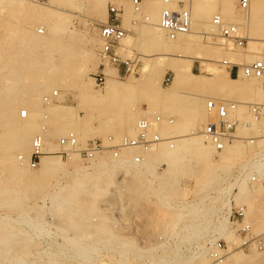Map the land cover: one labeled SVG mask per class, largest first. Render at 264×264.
Here are the masks:
<instances>
[{"label":"rangeland","instance_id":"rangeland-1","mask_svg":"<svg viewBox=\"0 0 264 264\" xmlns=\"http://www.w3.org/2000/svg\"><path fill=\"white\" fill-rule=\"evenodd\" d=\"M127 1L132 2V0H109L107 5L108 10L112 4L117 5L122 10L123 16L125 13L124 3ZM227 1H230L233 5L232 14H227L223 11L225 2ZM178 2L179 0H165L164 4H170L174 6L175 9H177ZM200 2L215 7L216 10L213 9L211 20H213V17L216 14H220L222 16H226L225 18L229 22L235 23L234 20L236 18L240 19L243 16L241 18L243 20V26L247 25L248 27L245 29V26L243 30L241 29L242 36L246 38L245 45L238 46L228 42V40L225 39V44L222 46L223 48L216 49L214 44L217 42V40L215 38H211L215 36L212 35L209 37L207 33H204L205 29H201L204 31L202 32L201 36L198 35L194 38V41L196 38L197 41L193 42V45L181 50H176L173 53H167L160 47L155 48L154 45H152V43L148 40L145 33H143L146 28V21L143 15L146 14V12L145 9H141V14L138 17L132 16L130 21H124V26L129 29V32L126 36L127 38L123 40L124 49L121 50V54L124 59L131 58L133 60H138V73L126 74L123 72L122 74H119L117 68L114 66H108V78L112 77V74L117 73V80H119L117 83L119 87L110 97L104 98L102 96H98L96 98H92L89 96V94H87L90 90L87 87H84V85L87 84L90 79H93L94 84L91 85V88L95 89V91L100 92L101 94L103 93L102 91H105L108 81L107 78L106 83L97 84L95 76L98 72H101V69H93L91 60L94 58L100 59V66L102 63H104L100 56L102 41L100 40L99 34L100 28L104 23H107L109 19V11L106 14L104 8L97 9L91 4H85L84 0L74 1L73 4L64 3L62 5H57L58 9L55 10L54 15L50 18V20L52 23H66L67 30H63V34L53 37L50 40H44L45 38L43 36L48 32V24L45 26V22H47V20L48 22H51L49 19L40 21L33 20L29 23L28 21L31 19L29 20V18H26L22 14L18 13L19 11L15 8L16 4L14 0H0V46H8L13 44L19 45L24 43L27 37L23 32V28H27V26H29V28L32 30L35 29L37 31L36 32L34 30V32H32L35 34V37H37L36 35L40 33L38 32V28L44 29L45 34H38L40 36L39 40L41 39L40 42H47L45 45H41L43 47L40 48V54L31 53V55H34L31 61H34L41 66L39 67V70L42 71L43 67L44 71L49 70V73L46 76L39 75L36 77L32 73L28 72V70H23L19 71V75L17 73L14 75L16 82H14L13 86L18 92L17 96L20 97L21 92H24L26 96L24 101L19 102L17 106L16 116L18 120L23 119L20 117V111L21 109L25 108L24 104L34 101V98L38 94L41 97L39 101H37V108L41 111L44 110V115H48L50 113L49 111H45V109L51 104H60L63 105L66 110H70L72 122L68 130L69 132H74L77 135L80 144L84 147L87 146L92 140L97 138L108 141V138L113 136L115 140L119 141L124 136L133 134L136 132V124L138 120L144 114H151L155 110L164 116V121L157 126L158 130L166 127L168 134H170L169 132H171L172 128H177V130L180 131V133H178L177 130V132L173 131V133H171L172 135L170 134L168 136H173L174 133L176 135H180L184 132H188L187 134L206 132L205 130H207L208 125H210L208 122L211 119L212 120L210 122L212 124L219 126L217 109L215 111V115L206 121L204 118L205 116L203 115V108L205 104L207 105L212 103L216 97H221V94L226 95V93L223 91L221 93V91H219L221 89L220 87H217L219 86L217 83V86L214 87L216 84L213 79H209L211 80V83L207 82L205 85L201 84V86L204 87H199L195 83H193L195 86H192V80L189 81L188 84L187 82H184L183 84V82L180 81L173 85L175 74L171 69L170 64L179 63L186 57H193L195 60L193 66L194 72L197 74H202V69L205 67L208 69L210 68V70L213 72H218L220 71L219 69L225 71L228 68L226 65H224V63H222V60L234 62L239 57L248 56L253 50H261L262 55L264 56V0H250V6L248 9H243L241 7V0H193V5L195 6V4ZM81 5L85 7L83 10H79V6ZM256 6L263 8L258 11L260 13H255V15L252 14L251 11H254L255 9V11L259 10V8ZM251 8L252 10L250 11ZM135 20H137V23H135ZM68 29L71 33L70 35ZM249 32L254 40L253 42L247 38ZM68 53L73 56V58L69 60L70 65H72L71 67L76 68V70L72 68L73 71L70 69L69 72H65L60 64V58L61 56L68 55ZM2 55L3 53L0 49V61H9L5 57L3 58ZM86 57H88L87 62L84 61ZM146 66H148V68H146ZM121 68H123V66ZM16 69L17 68H15V70ZM32 69L37 68L33 67L29 70ZM10 70H12V68ZM3 72L4 70L0 68V77L4 76ZM204 74H206L207 77L211 76L209 72H205ZM243 75L244 74L242 72L240 73L239 77H232L241 79V82L244 84L242 91H245L242 95L239 94V96L236 95L235 92L232 93L233 95L235 94V96L230 94L229 96L236 97V100L233 97L232 98L234 100L232 98L229 100L242 103L264 102V98L262 101L259 99V94H264V79L254 77L253 80L255 81H253L252 79L249 80V78L253 76L249 77ZM33 76H35V78ZM130 77H133L138 81H134V85H131V87L129 84H127L130 83L127 81ZM246 78H248L251 84L248 80L247 83ZM4 83L5 82H3V79L0 78V86H2ZM246 87L248 88L245 89ZM55 92H58L57 96L54 95ZM171 93H173L174 96H171ZM237 93H240V91ZM184 94L189 95L188 99L191 97L189 99L190 102L193 99L191 103L185 98L186 96ZM46 96H50L51 102H47L45 100ZM241 96L243 97L241 98ZM181 97L185 98L188 102H186L185 99H181L185 100L183 103L180 100ZM238 98H240L241 101ZM175 99L178 103L175 101ZM146 107L148 108L147 113L145 112ZM113 108L117 110L119 108L118 114H111L112 116L109 115L110 117L107 116L106 112L108 113L109 109ZM188 110L190 112H187ZM236 116L239 117L241 121H245L246 123H250L249 121L251 120L253 121L252 115L249 113L246 106L239 108V112ZM170 118L174 119L173 123L169 122ZM39 119H41V121H39ZM263 119L264 118L261 120ZM47 120H50V122L52 121V114H49V119ZM204 120L207 123L206 125L203 124L205 122ZM34 121L38 125L39 129H45L46 131H51V129H54L52 124L46 121L43 122L42 116H36ZM245 125L246 124L244 123L238 127L234 134L233 140L230 141L231 144L236 142L239 144L241 143L244 146L243 147L241 145L243 148L242 153L245 154H241L239 158L235 159L234 161H230L231 163H226L225 165V162L222 164L221 160L219 159L222 152H216V150L213 148L214 153H211L210 159H213L212 161L215 160V162L209 161L210 164L208 167L207 165H204L205 163L207 164L208 161L196 158L198 156L195 155V153H189L185 156L186 158L183 160L178 174L176 173L177 171L172 173L169 172V175H167L168 172L166 174L164 173L163 178H168L163 180L164 182H155L153 176L151 175L152 173L146 167V165H144V162L142 167H131L125 163L124 166L120 165L121 167L113 171V180L111 182H108L106 177H99L95 180L90 178L91 181L89 182L91 184L84 187L90 188L92 191L96 190L99 192L98 194L94 193L93 195L92 193L90 195L88 192L85 193L86 190L90 189H85L84 187V193L81 192V194H75V196L66 195L67 191H65L63 194V201H59L54 206H52V203L49 201H47L49 203L45 205L42 201L44 200L43 197L45 194H48L49 190L52 191L56 188V182L58 183L57 186L61 187H64V185H71L72 182H74L73 173L63 175L64 177L62 176L60 180L61 182L59 180H55L56 176L46 180L23 181L21 185H16L10 188L19 190L23 199H26V196L28 195L34 200H32L33 204L31 203V205L33 206L35 204V206H31V213L33 212L35 215L37 212L39 218H35L37 217L36 215H30L34 218L36 224H38L37 222L39 220V223L42 221L41 224L45 227L42 228V225H37V229L42 232L40 233L42 238L40 234L37 235V233H39L38 231H34L33 229L31 230L27 227H23L22 229L17 226L20 229L14 227V231L16 229L19 230V232L21 229L28 231L31 234L33 240H36L34 241L33 247L45 249L46 252L49 251L47 254L53 255L54 257L56 256L55 260L50 262L52 264H124L121 259L124 256L130 257L129 262H126L127 264H150L151 262L146 263V261L149 260L147 257L148 253H142L143 256H139L141 254L137 250L155 245L161 246L160 253L158 251H154L156 254L152 252L151 254L153 256L159 254L158 257L162 254L161 257L163 258L162 261L158 262V264H179L180 262H177L178 258L175 257L174 253L178 247H175V244L164 246L165 242L160 239L162 237H175V239H179L176 241V245L180 246L184 241L187 240L186 238L191 237V232H194L195 229L198 230L197 232L200 234V231H206L211 225H215L217 228L219 224H215V220L211 218L212 211L214 210V207H221L224 205L221 203H227L229 201V196H227V194L222 195L217 191H220L222 187L224 188L226 185H229L230 181L234 182L235 179L238 178V184H243V180L245 185H251L253 183H251L249 177L251 173L256 171L254 170L255 165L251 162V156L254 154L256 155L257 151H260L261 148L258 146L251 147L248 143L250 140L252 141V139L253 141L262 140L263 137L261 138L260 135L264 133V127L260 124H255V126L259 129H263L260 131L255 129L258 133L260 132V134H258L257 132L253 133L255 132V130L252 131L254 128L249 127V129ZM83 126L87 128V132L83 131ZM127 128L129 131L131 130V133L127 132ZM166 129L162 130L165 131ZM38 134H40V132L35 131L31 137L29 145L30 150L32 148L33 139ZM166 135L167 133L164 136ZM61 136L65 135L60 133L58 137L55 136L52 140L57 145H59L58 139ZM251 136L253 137L251 138ZM248 145L251 148L248 147ZM245 147V151L248 150L246 152L244 151ZM124 152L125 150H123L122 154L123 159L127 160ZM22 154L23 153H20L21 156ZM104 154L113 158L112 153L109 151ZM135 154L140 153L137 152ZM51 155L58 156L63 161L69 160L68 158H62L59 156V154H56L55 151H53ZM134 156L135 155H133L132 159ZM76 161H78V163L84 167L88 165L91 166L93 164L91 161L86 162L82 160L79 156L76 157L75 162ZM250 162L251 164L249 165L248 163ZM68 166L70 167V171H73L71 168H73L75 165L72 163ZM211 166H213V169ZM30 167L36 170L39 166L33 167L30 165ZM166 167L168 166L159 165L157 170L158 172H165L164 169ZM142 169L145 172H142ZM94 170L95 169H93L92 173L100 172L98 170ZM203 171L206 173V176L204 177L207 181L203 179L204 177L202 176V178H197V175L199 176L198 173L203 174ZM241 171L243 174L245 172L246 174L249 173V175L244 174L240 176ZM171 174H176V177L171 176ZM208 175H210L211 178H208ZM169 177H172V179L170 178L169 180ZM148 179H152V182H149ZM169 181H173L172 185L175 184L174 186L176 188L172 186L171 189V184H166V182ZM1 182L3 181L0 180V184ZM26 182L30 184L24 185ZM161 183H164L163 187ZM261 184L264 185V177H259L258 181L254 182L252 185H255L257 188H259L260 186H263ZM168 185L169 187L167 188ZM237 188L238 185L233 188L231 194H233L234 190L236 189L237 191L235 190L233 195L234 199L238 201L239 199L236 197V192H239V188ZM98 189L101 190L98 191ZM215 191L217 192V195L215 194ZM204 196H207L205 200ZM209 196L216 197L212 198L208 203L206 200ZM258 197L260 201V203L258 201V204L261 205V201L264 202V190L262 194H259ZM215 198H217V201ZM240 203L242 205H246L242 202ZM39 204H44V206L40 207ZM236 204L241 205L238 203ZM263 204L264 203H262L261 206H263ZM247 209L248 206L246 205V210ZM206 210L211 211L207 213ZM246 220L251 223L247 218ZM226 221L227 228L234 232L235 235H238L236 230L230 225L229 219ZM102 222H107V227L100 226ZM251 226L253 233L264 235V224L263 227H261L255 226L251 223ZM45 229L47 231H44ZM45 232H47V235ZM39 236L40 238H38ZM238 238L241 239L239 235ZM227 242L230 252L231 249L233 251V248H235V250H243L248 254L258 251L264 255V251H259L254 248H239L242 243L240 245L238 244V246L236 245L237 243L235 241L227 240ZM15 244L16 250L18 252L24 249L25 245H22L21 242H16ZM177 251L178 250L175 252L177 253ZM85 252L89 253L88 255H93L92 258H94H91L89 261ZM132 253L133 255L135 253V255L133 256ZM151 254H148V256L151 257ZM186 256H189V254H186L185 258ZM134 257L138 258L135 259ZM132 258L133 262L131 261ZM210 261L212 263L211 258L209 262ZM47 263L49 264V262ZM182 263L184 264V262Z\"/></svg>","mask_w":264,"mask_h":264},{"label":"bare ground","instance_id":"bare-ground-1","mask_svg":"<svg viewBox=\"0 0 264 264\" xmlns=\"http://www.w3.org/2000/svg\"><path fill=\"white\" fill-rule=\"evenodd\" d=\"M74 1H77V0H48L45 3H39V2L32 1V0H14V2L16 4L15 8L18 9V11H19L18 13L22 14L26 18H29V20L31 19L30 21H28L29 23L32 22L33 20H37V21L44 20V19L50 20V18L54 15L55 10L58 9L57 5H62L64 3L65 4L66 3H72L73 4ZM112 1H115V0H112ZM84 2H85V4H91L93 7L97 8V9L104 8V11L106 12V14L109 11L108 6H107L109 0H84ZM119 2H121V1H119ZM164 2H165V0H153L151 2L143 3L141 5V8H140V10L145 9V12H146V14L143 15L145 18V21H146V28L143 31V33H145L146 37L152 43V45H154L155 48L160 47L167 53H173L176 50H181L183 48L189 47V46L194 44L193 42L197 41V38L194 41L195 37H197L198 35L201 36L202 32L204 31V30L202 31L201 29H205L204 33H207V35H209V37H211L212 35L215 36V37H211V38H215L217 40V42L214 44L216 49H220V48L222 49L223 48L222 46L225 44V38L221 37L218 30L215 29L214 26L212 25V22H210V21H212L211 17H212L213 9H215L214 6H210L209 4H205V3L203 4L202 2L195 4V6L193 5L192 9H191L192 17H193V23H192L191 31L187 34L180 35L177 39H171L168 36V34L166 33V31L160 28L159 24H160V19H161V12L163 11V9L165 7L175 9V7L170 5V4H164ZM124 4H125V7H124L125 13L123 14V16H124L125 22L130 21L132 16L138 17L141 14L140 11L136 10L135 6L133 5V1L132 2L127 1ZM84 8L85 7L82 5L79 6V10H83ZM257 8H259V10H257V11H255L256 10L255 8H253V9H255L254 11L251 8L250 11L252 10L254 12L253 13L251 11V13L252 14H255V13L258 14V13H260L258 11H260L263 7L258 6ZM223 11L227 14L233 13V5L230 1L225 2ZM225 17L226 16H222V18L226 22H229L228 20H226ZM246 17H247V15H246ZM240 19L236 18L234 20L235 23L234 22H229V23L236 24L239 27V30L241 32V29L243 30V28L245 26H246L245 29L248 27H247V25L243 26V20L242 19L240 20ZM32 24H34V23H32ZM46 25L48 26V30H47L48 32L46 35L43 36L45 38L44 40H50L53 37H56L58 35L63 34V30H65V31L67 30L66 29L67 24L63 23V22L52 23V21L48 22V20H47V22H45V26ZM23 29H24L23 32H24L25 36L27 37L25 39L24 43L17 45V44H13L10 41L13 45H8V46L7 45H1L0 46V49L3 53L2 57L3 58L5 57L9 60V61H2V60L0 61V68H2L4 70V72H3L4 76H1L0 78L3 79V82H5L2 86H0V180L3 181L0 184V264H48L47 262H49V264H52L50 262H53L55 260L56 256L54 257L53 255L47 254V252H49V251L46 252L45 249L33 247L34 241H36V240H33V238L31 237V234L28 231L22 230L23 227H27V228H30L31 230L33 229L34 231H38L39 233H37V235L42 233L37 229L38 228L37 225L38 224L42 225L41 224L42 221L39 223V220H38V222L36 221L38 224H36L34 221V218L32 217V216L36 215L37 217H35V218H37V219L39 218L38 217L39 215H37L38 214L37 212L35 215L33 214V212L31 213V206H32L31 203H32L33 199L30 198V196H28V195L26 196V199H23L21 197L19 190H15V189L10 188V187H13L16 185H21L23 181L46 180V179H51L53 176H56L55 180L60 181L63 175L73 173V175H74L73 181L74 182H72L71 185L69 184L68 186L64 185V187H61V186H57L58 183L56 182L55 183L56 188L54 187L55 189H53V187H52L53 190L52 191L49 190V192L47 194L48 197L46 194L43 197L44 200H42V201L45 205L50 202V203H52V206H54L59 201H63V199H64L63 194L65 191H67L66 195H71V196L72 195L75 196V194H81V192L84 193L83 187L91 184L89 182V181H91L90 178L92 180H95L99 177H106V179H108V182H111L113 180V171H115V169H118L122 165L124 166L125 163L131 167H137L136 165H134L133 159H132L133 155H135V153H137V152L142 154L144 165H146V167L152 173L151 175L153 176L154 181L155 182L156 181L164 182L163 180L168 179L167 177L163 178L164 173L166 174L168 172L167 175H169V172L172 173V172L177 171L176 173L178 174V171L181 168L182 162L186 158L185 156L189 153H195V155L198 156L196 158L208 161L207 164L206 163L204 164L205 166L206 165L208 166L210 164L209 161L213 160V159H210L211 158L210 155H211V153H214L213 148L215 149V146L213 145V142L210 139H207V136H206L207 134H204V132L187 134L188 132L181 131L184 133H181L180 135H176L174 133L173 136H168L171 133H173V131H176L177 128L176 129L172 128L171 132H169L170 134H168V130L166 129V127H164V128H161V130H159V131L162 134L163 138L168 139V140H164L161 143L151 147L148 150H142L140 148L124 149L125 150L124 155L127 158V160L123 159V155H122L123 151H122V154L119 158H115L112 155L114 159L109 155L106 156L103 153V154L97 155L94 159L91 160V162L93 163L91 166L88 165L89 167L88 166L84 167L81 164H79L78 161L75 162L76 157L79 156L77 154L72 156L71 158H68L69 159L68 161H63L60 157L55 156V155H51L53 151L60 149V146L57 145L52 140L53 137H55V136L58 137L60 135V133L63 135H67L70 133L68 129H69V126L71 125V122H72L71 121V114H70V110H68V109L66 110L65 107H63V105L51 104V105L47 106L45 109V111L50 112L49 114H52V121L50 122V120H47V119H49V114L44 115V110L41 111L37 108V101H39V99L41 97L40 95L37 94L36 97L34 98L35 102L32 101L30 103L29 102L25 103L24 104L25 108L21 109V111H20V117L23 118V116H22L23 110H27L28 116L25 119L23 118L24 120L23 119L18 120V118L16 116L17 106H18L19 102L24 101L26 96H25L24 92H21L20 97L17 96L18 92H17V90H15V88L13 86L14 82H16V79L14 77L15 73H17L19 75V71L28 70V72L32 73L36 77H38L39 75L46 76L49 73V70L44 71L43 67H42V71L39 70V67H41V66L38 63L31 61L32 57H34V55H31V53L32 54L33 53L34 54H40L41 53L40 48L43 47L41 45H45L47 43L46 41H45V43L41 41L42 42L41 43L40 42L41 39L39 40L40 36L38 34L44 33V29L38 28V32H40V33H38L36 35L37 37H35V34L32 33V32H34L35 29L32 30L31 28H29V26H27V28L25 27ZM68 31H69V29H68ZM249 31H250V28H249ZM251 31H252V29H251ZM70 34L71 33L69 31V35ZM204 35H206V34H204ZM126 38L127 37H125L124 39H126ZM188 38H190V39H188ZM247 38L249 40H251L252 42L254 41L253 38L251 37L250 32H249ZM27 40H30V41H27ZM100 40L102 41L101 37H100ZM102 45H103V41H102ZM72 58H73V56L69 53L66 56H61L60 64L63 67V70L65 72L66 71L69 72L70 69L72 70L73 67H71L72 65H70V61H69ZM258 59L264 60V56L262 55L261 50L257 49V50H253L252 53L249 54L248 56L237 58L234 62L232 61V63L238 64L240 66V68L243 69V67H241V66L247 65V64H249L255 60H258ZM232 60H233V58H232ZM84 61L87 62L88 57H86L84 59ZM194 61L195 60L193 59V57H186L179 63H173V64L171 63L170 64V67L175 74V79L173 81V85H175L176 83H178L180 81L183 82V84H184V82L185 83L187 82V84H188V82L192 80L193 81L192 86H195L193 84V83H195L197 86L200 87L201 84L205 85V83L207 84V82L211 83V80H209V79H213L215 84L217 83L219 85V86H217V84H216L214 87H216V86L220 87L221 90H219V91H221V93L223 91L224 93H226V95L221 94V97L220 96L216 97L212 103H209L207 105L205 104V106L203 108V111H204L203 115L205 116L204 118L207 121V119L209 120L211 117H213L215 115V111H216L220 101L227 100V99L229 100L233 96H235V94L238 96H239V94L242 95L243 92L245 91V90L242 91V89L244 88V84L241 82L240 78L236 79V78L232 77L231 76V70H228V69L225 71L219 69L220 71L217 70L218 72H213L212 70H210V68L208 69L205 67L202 69V74H197L193 70ZM145 63H148V62H145ZM222 63H225V61L222 60ZM100 64H101L100 59L94 58L91 60V65H92L93 69H95V70L100 68ZM33 67L34 68L36 67L37 69L29 70ZM11 68H12V70H10ZM15 68H17V69L15 70ZM146 68H148V66H146ZM73 69L76 70V68H73ZM106 72L108 73V76H109L108 70ZM203 72L204 73L209 72V74L211 76L207 77V75L204 74ZM35 76H33V77L35 78ZM132 78L130 77L129 80H127L130 82V83H127L130 85V87H131V85H134V81H137V79L135 80V78H133V79ZM253 78H254V76L250 77L249 80L250 79L253 80ZM256 78H258V77H256ZM117 79H118V74L117 73L112 74V77L108 78L105 91H102L103 93H101V94H100V92H97V91H95V89L91 88V85L94 84L93 79H90V81L87 84H85L84 87H87L90 90V91H88L87 94H89V96L92 98H96L98 96H102L104 98H107V97H110L118 89L119 85H118L117 81L119 82V80H117ZM247 80H248V78H246V81ZM248 81H247V83H248ZM253 81H255V80H253ZM212 83H213V81H212ZM198 84H200V85H198ZM250 84H251V82H250ZM201 87H204V86H201ZM250 87H252V86H250ZM247 88L248 87H246L245 89H247ZM238 91H240V93H237ZM217 92H218V90H217ZM234 92H235V94L233 95L232 93H234ZM230 94H232L233 96L231 95L232 97H230L229 96ZM217 95H218V93H217ZM222 95H223V97H222ZM259 95H260L259 99L262 101V99L264 98V94L262 93ZM171 96H174L173 93H171ZM182 96H183V94H182ZM185 96L184 97L186 99H188L189 95H185ZM242 97L243 96H241V98ZM185 98L181 97L180 100L185 99ZM233 98L235 99L236 97H233ZM189 99H188V101L190 102ZM238 99L240 100V98H238ZM185 100H181V101L183 102ZM192 100H191V102H192ZM175 101L177 102L176 99H175ZM178 101H179V99H178ZM188 101L186 100V102H188ZM177 103H176V105H177ZM187 104H189V103H187ZM246 105H247V103H245V102L241 103V107L246 106ZM241 107H239V108H241ZM247 109H248V107H247ZM118 110H119V108H118ZM118 110L114 109V108L109 109L108 113L106 112V115L112 116V115L118 114ZM135 110H136V108H135ZM186 110H187V108H186ZM187 112H190V111L188 110ZM238 112H239V109H238ZM232 113L233 112H231V116L233 115ZM36 116H42L43 122L46 121V122L52 124L54 126V129H51V131H46L45 129H44L45 130L44 131L42 129H39L38 125L34 121ZM188 117H190V116H188ZM252 118H253V121L252 120L249 121L250 123L246 124L245 126L248 128L249 127L254 128L252 131H254L255 129L260 131L262 128L259 129L258 127L255 126V124L256 125L260 124L264 127V119L261 120L262 119L261 118L260 119L261 121H259V120H256L253 116H252ZM200 119H202V118H200ZM250 119H251V117H250ZM211 120H209V122ZM39 121H41V119H39ZM206 121L203 124L206 125L207 124ZM209 122H208V124H210V125H208L207 130L208 129L209 130L210 129L211 130H217L219 128L218 125H214L211 122L210 123ZM251 122L254 124V126ZM262 126H260V127H262ZM204 127H206V126H204ZM129 128H131V127H129ZM132 129H133V127H132ZM162 129H166V130L163 131ZM173 129H175V130H173ZM169 130H170V128H169ZM207 130H205V131H207ZM35 131H39L40 134L43 136L45 149L48 152L47 154H45L41 157V160L39 161V164H38L39 167L36 170H34L30 167V165H31L30 160H31V155H32V150H33V142H32L31 150L29 148L31 137L33 136ZM83 131L87 132V128L85 126H83ZM130 131L127 128V132L129 133ZM165 132L167 133L166 136H164L166 134ZM256 132L257 131L255 130V132H253V133H256ZM134 133L130 134L129 136H135L137 133V130ZM178 133H180V131H178ZM249 134H251V133H249ZM258 134H260V132ZM263 134L260 135L261 138L263 137L262 140L253 141V139H252V141L250 140V142L248 143L251 147L258 146L259 148H261L260 151H257L256 155L254 154L255 156L254 155L251 156L253 159L250 157L251 162L256 166V168L254 166V170L256 171L257 175L261 178L264 177V135ZM252 137L253 136H251V138ZM259 139H260V137H259ZM241 145L242 144L241 143L239 144L238 142L233 143V144H231L230 142H227L226 147L222 151V153L220 154V158H219L221 160L222 164H224L223 162H225V165H226V163H231L230 161H234L235 159L239 158V156H241V154H245V153H242V151H243L242 146L243 145L242 146ZM249 145H248V147H250ZM246 147L244 148V151H245ZM246 151H248V150H246ZM107 152H105V153H107ZM20 153H23L22 156L20 155ZM195 155H193V156H195ZM193 156H192V158H193ZM143 162L139 167H142ZM212 162H215V160ZM216 162H218V161H216ZM251 162L248 164L250 165ZM72 163L75 166L73 168H71L73 171H70V167L68 165L72 164ZM219 164H221V163H219ZM159 165H167L168 167H166L164 169L165 172H158L157 167H159ZM212 167L213 166H211V168ZM93 169L98 170L100 172L97 171L98 173H92ZM89 170H92V171H89ZM142 172H145V171H143V169H142ZM205 172H206V170H205ZM198 174H199V176L197 175V178L198 177L200 178L201 176L202 177L206 176V173H204V171H203V174H201V173H198ZM246 175H249V173ZM171 176L176 177V174L175 175L171 174ZM209 177H210V175H208V178ZM170 178L172 179V177H169V180H170ZM203 179H205V177ZM151 180H149V182ZM238 180H239V178L235 179L234 182L230 181L229 185H226L224 188L222 187V189L220 191H217V192H219L222 195L227 194V196H229L232 193L233 188H235L236 185H238L239 192H236L237 193L236 197L240 201L235 200V201H237L236 203L241 204L240 202H242V203L246 204L248 206V209L246 210V214H247L246 218L253 225L263 227V224H264V204H263V206H261V205L264 202L261 201V205H259L258 204V201H259L258 196L260 193L262 194V192L264 190V185L261 184L263 186H260V187L258 186L259 188H257L255 186L256 184L252 185L254 182L253 183L251 182L252 183L251 185H247V184L245 185L244 180H243V184H238V182H237ZM172 182L173 181L166 182V184H168V183L171 184V186H170L171 189H172V186L175 187L174 186L175 184L172 185ZM209 182H207V183H209ZM27 184H30V183L26 182L24 185H27ZM161 184L163 187L164 183H161ZM169 185L167 186V188L169 187ZM84 188L90 189V188H86V187H84ZM175 188H173V189H175ZM90 190H86L85 193L88 192L90 195L92 193H93V195H94V193H97V194L99 193L94 189H93L94 191L91 190L92 192ZM100 190L101 189H98V191H100ZM217 192L215 193L216 195H217ZM234 192H233V194H234ZM218 196H220V195H218ZM206 197L204 196V200ZM209 197H211V199H212L216 196H214V197L209 196ZM217 198H215V200ZM47 201H49V202H47ZM206 201H208V199ZM259 203H260V201H259ZM44 204H41V205L39 204V206L42 207V206H44ZM221 204H224L222 206L229 205L230 199L227 203L225 202V203H221ZM34 206H35V204L32 207H34ZM178 207H179V205H178ZM197 208H199V207H197ZM32 209H34V208H32ZM38 210H40V209H38ZM209 211H211V210H209ZM209 211L206 210L207 213ZM30 214H32V216ZM224 218H222L219 221V225L217 226L216 230L218 232H220V234L222 236H224L225 239L227 236L226 242H227V240L235 241L237 243L236 245H238V244L240 245L242 243V239L238 238V235H235L234 232H232L231 230H229L227 228V226H226L227 221L226 220L228 219V216H225ZM49 221H50V219H49ZM107 225H108L107 222H102L100 226L107 227ZM17 226L22 228L20 232H19V230H17V229H20ZM14 227H17L16 230L18 232L16 230H15L16 232L14 231ZM43 227H45V226L42 225V228ZM47 227H48V225H47ZM210 227L208 229H210ZM40 229H41V227H40ZM208 229L206 231H208ZM44 231H47V230L45 229ZM197 231L198 230L195 229V231L191 232V234H196V235L200 236L199 232H197ZM45 233L47 235V232H45ZM200 233H202V231H200ZM40 236H41V234H40ZM40 236L38 238H40ZM41 238H42V236H41ZM186 239L189 240L190 237L186 238ZM186 239H184V240H186ZM186 241H184V242H186ZM16 242H18V243L21 242L22 245L23 244L25 245L24 249L22 248L23 249L22 251L19 250L20 252H18L16 250V247H15ZM205 244L206 243L202 242L200 251L194 252L193 254H189V256H186V258H185L186 254L181 251V247H178L176 249V250H178L177 253L175 252L176 250L175 251L173 250L175 253V257L178 258L177 262H180L179 264H183L182 262H184V264H261V262L264 261V255L259 253L258 251H254V253L248 254V253H245L243 250H235V248H233L234 250L232 251V249H231V252L229 251L230 254L228 255V257L223 262H212L211 263V261L209 262L210 257H209V254L207 252V249L205 247ZM164 246H165V244H164ZM164 246H162V247H164ZM160 249H161V246L155 245V246H151L148 248H142V249H139V250L136 249V250L141 254V255L138 254L139 256H143V254H146V253L151 254V252L154 253V251H156V252L158 251L160 253ZM47 250H48V248H47ZM63 253H65V252H63ZM85 254L88 257V260L90 261V259L92 258L93 255H88L89 253H86V252H85ZM148 254H147V257L149 258V260H147L146 263L151 262L150 264H158V262L162 261V259H163L161 257L162 254L159 257H158L159 254L154 255V256L151 254L152 255V256L150 255L151 257H149ZM154 254H156V253H154ZM132 255H133V253H132ZM134 255H135V253H134ZM129 258L130 257L124 256L121 259H122V262L124 264H127L126 262H129ZM136 258H138V257H136ZM72 259H73V257H72ZM121 259H119V260H121ZM119 260H117V261H119ZM112 261H113V259H112ZM131 261L133 262V258Z\"/></svg>","mask_w":264,"mask_h":264},{"label":"built area","instance_id":"built-area-1","mask_svg":"<svg viewBox=\"0 0 264 264\" xmlns=\"http://www.w3.org/2000/svg\"><path fill=\"white\" fill-rule=\"evenodd\" d=\"M39 3H45L48 0H32ZM133 5L137 11H140L143 3L151 2L153 0H132ZM241 7L248 9L250 6V0H241ZM192 5L193 0H179L178 8H164L161 12L160 28L165 30L171 39H177L180 35L187 34L191 31L193 17H192ZM137 23V20H135ZM213 26L218 30L220 35L238 46H244L246 38L242 36L239 27L234 23L226 22L220 14H216L212 20ZM129 29L124 26V20L122 16V10L112 4L109 8V19L107 23H104L100 28V37L103 41L100 56L104 63L100 66L101 72H98L95 76L97 84H104L107 81L108 73L106 72L108 66H114L117 68L119 74L123 72L126 74L138 73V60L131 58L124 59L121 54V50L124 49L123 40L127 36ZM224 65L231 70L232 75L240 76L241 68L238 64H234L229 60H225ZM123 66V69L121 68ZM243 74L245 76H254L264 79V60L258 59L250 64L243 66ZM55 96L58 92L54 93ZM47 102H51L50 96H46ZM242 102H236L232 100L220 101L217 108V116L219 119V128L217 130H207L204 134H207V139H210L215 146L216 152H222L226 143L230 142L234 138V134L238 127L242 124H249L245 121H241L236 115ZM249 113L256 119L260 120L264 117V102L262 103H247ZM147 107L145 112L147 113ZM231 112H233L231 116ZM23 118H26L27 110L22 111ZM164 121V116L156 110L151 114H144L136 124L137 134L135 136H124L121 140L117 141L113 136L108 138V141H104L100 138L92 140L87 146H82L78 140L77 135L74 132H70L65 136H61L58 139L60 149L55 151L62 158H71L74 155L89 162L97 155L103 154L107 151L111 152L115 158H119L124 149L128 148H140L142 150H148L151 147L161 143L164 140L163 136L157 129V126ZM170 123L174 122L173 118L169 119ZM48 152L45 149L44 138L41 134H38L33 139V150L30 163L33 167H37L41 157ZM143 162V156L141 154H135L133 163L139 167ZM245 174V172H244ZM240 172V175H244ZM259 179L256 172L250 174L249 180L251 182H257ZM235 191V190H234ZM230 204L214 208L211 214V218L215 220V224H219V221L228 216L230 225L236 230L237 234L242 239V244L239 248L247 249L254 248L259 251H264V235L255 234L252 231L251 223L246 220V205H237L234 199V195H229ZM211 197L208 198V203ZM202 235L192 234L189 240L183 242L180 246L181 251L185 254H193L200 251L201 243L204 242L209 257L212 262H223L229 253V246L226 239L216 230L215 225L211 226L208 231L200 233ZM160 240L165 242L166 246L176 244L177 239L175 237H162ZM264 264V261L261 262Z\"/></svg>","mask_w":264,"mask_h":264},{"label":"crops","instance_id":"crops-1","mask_svg":"<svg viewBox=\"0 0 264 264\" xmlns=\"http://www.w3.org/2000/svg\"><path fill=\"white\" fill-rule=\"evenodd\" d=\"M122 69H123V68H122ZM231 76H236V75H232V74H231Z\"/></svg>","mask_w":264,"mask_h":264}]
</instances>
